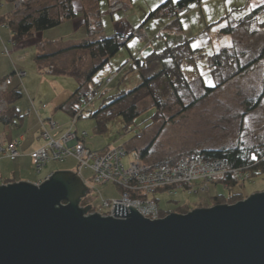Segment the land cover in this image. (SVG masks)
I'll return each instance as SVG.
<instances>
[{"label": "rangeland", "instance_id": "obj_1", "mask_svg": "<svg viewBox=\"0 0 264 264\" xmlns=\"http://www.w3.org/2000/svg\"><path fill=\"white\" fill-rule=\"evenodd\" d=\"M12 1L6 3V0H1L0 16L24 5L35 10L43 6H58L63 0H25L17 6L14 5L16 0ZM166 1L72 0L74 18L52 29L36 32L33 37L18 43L11 42L8 27L0 26V80L14 71H23L26 74L21 79L13 76L7 89L19 88L22 97L13 104V110L22 118H13V123L8 124L0 122L3 143L20 140L19 157L16 160L0 157V185L4 184V179H11L10 183H34L57 171L75 170L76 163L72 158L63 163L50 162L39 173L33 167L29 155L44 144L40 138L42 128L39 121L49 118L58 124L56 129L50 131L53 139L60 138L68 131L78 134L86 132L84 143L91 150L101 151L107 147L124 146L127 153L122 158V163L125 167L130 162L139 160L151 168H156L151 164L166 159L167 164H172L201 150L216 151L236 147L247 149L264 144V97L259 107L250 112L246 111V106L253 104L264 91V59L208 96L204 95L199 83L200 78L205 86L213 87L219 80L210 74L208 57L222 48L231 46L242 54V65L259 55L264 46V13L257 17L259 24L241 27L233 36L221 34L220 28L264 5V0H202L200 5L197 3L199 6L192 2L188 10L179 13L180 31L166 29L169 24L167 18L161 20L148 17L151 11ZM118 3L124 4L128 10L110 14L109 4ZM97 8L100 10L103 35L111 37L118 33L128 39L105 68L95 76L96 82L101 81L97 89L98 95L83 113V118L72 126L71 116L66 110L70 96L76 89V82L71 77L40 74L34 59L38 53L35 45L46 40L55 42L54 45L46 46V52H50L86 39L88 36L84 27L85 16L93 15ZM223 17H228L229 20L221 21ZM218 21L221 23H217ZM187 41L190 42L191 52L183 47L182 54L175 61L167 58L153 62L143 71L131 70L132 59L144 58L153 51L161 52L167 46L176 47ZM71 58L69 55L64 56L63 62L67 63ZM164 69L170 70L168 74L172 80L177 75L176 71L185 78L188 87L179 90L176 96L183 105L193 102L192 108L183 111L182 106L176 102L177 98L169 92L167 78L162 75L149 90L138 92L114 108L116 112L131 104H137L141 112L139 111L132 123H125L120 115H114L105 122L101 133L96 131V120L89 117V112L97 111L100 105L106 106L110 102L106 98L112 95L121 96L140 85L143 79ZM229 72L231 73L226 70V73ZM111 75L114 78L106 83ZM5 95L6 93L2 96L6 100ZM151 95H157L165 108L158 110L157 106L152 107ZM177 113L179 114L176 115ZM148 147V156L141 158L140 151ZM80 175L85 187L89 189V193L82 199L85 205L96 207L102 200L120 197V188L117 185H94L90 181L92 174L89 170H82ZM228 181L230 180L223 181V185H210L208 191L191 193L184 189H166L156 192L152 197L158 201L159 219L170 213L183 215L194 209L232 205L250 195L264 192L262 175L252 177L250 174L243 182ZM232 182L236 183L228 189ZM230 195L236 197L225 203L214 199L218 197L228 200ZM160 209L167 214L161 216Z\"/></svg>", "mask_w": 264, "mask_h": 264}, {"label": "water", "instance_id": "obj_2", "mask_svg": "<svg viewBox=\"0 0 264 264\" xmlns=\"http://www.w3.org/2000/svg\"><path fill=\"white\" fill-rule=\"evenodd\" d=\"M87 193L72 171L1 184L0 264H264V192L156 220L87 214Z\"/></svg>", "mask_w": 264, "mask_h": 264}, {"label": "trees", "instance_id": "obj_3", "mask_svg": "<svg viewBox=\"0 0 264 264\" xmlns=\"http://www.w3.org/2000/svg\"><path fill=\"white\" fill-rule=\"evenodd\" d=\"M72 0H63L58 6L55 4L53 6H43L39 9L33 10L30 6L24 5L19 9H13L11 12L0 16V26L8 27L11 32V42L18 43L39 31H45L52 29L60 24L75 17V12L72 7ZM98 1V0H97ZM202 0H177L176 2L172 0H167L165 3L161 4L154 11H151L148 15L149 18H167L169 24L166 29L180 31L181 22L180 15L177 9L183 7H189L190 3H201ZM13 2L12 0H6V3ZM1 4V0H0ZM110 5V4H109ZM264 13V5H260L253 9L249 14L244 17L234 21L232 20L230 24L226 27L220 28L221 34L234 35L235 32L241 27L250 26L254 23L259 24L256 20L258 15ZM228 19L223 17L221 21ZM218 21L217 23H221ZM215 23V24H217ZM261 25V24H260ZM259 25V26H260ZM84 27L87 33V38L79 41L75 44H69L61 49L57 50L55 47L54 51L46 52L45 48L48 45H54L55 42L52 41H42L36 43V48L38 53L34 57L36 62L37 71L42 75H52V76H66L71 77L76 82V89L70 96L69 104L67 105L66 112L72 116L80 102L84 97V93L90 89L95 88L96 90L100 87L101 81L98 83L95 81V76L98 72L105 68L109 61L120 51L124 46L125 42L120 43L121 39L124 37L121 34H114L111 37H105L103 35V24L100 18V10L97 8L93 15L85 16ZM128 37L126 38V40ZM190 42L187 41L182 45L176 47H165L161 52H151L144 58L132 59L131 70L143 71L148 68L153 62H160L163 59H172L175 61L180 53L181 49L187 47L188 52H191L189 48ZM71 56V60L67 63L63 62L64 56ZM240 53H238L233 47L222 48L219 51L213 53L208 57V67L210 69V74L213 78L219 80L213 87H207L203 84L199 78L200 88L204 91V95L208 96L214 91L225 85L228 81L233 78L243 74L250 68L255 66L257 63L264 59V46L261 49L259 55L252 59L247 64L242 65L240 63L241 58ZM62 61V62H61ZM162 70V69H161ZM226 70H230L231 73H226ZM170 70H158L152 76L142 80L141 84L129 92L121 94V96L116 97L115 95L106 98L110 101L106 106L100 105L99 109L93 113L89 112V117L96 120V131L101 133L104 129V124L114 115H120L125 123H132L133 119L137 117L140 109L137 104H131L125 109L114 111V108L124 102L127 98L136 95L142 90H149L151 85L162 75L167 78L170 88V94L176 97V102L182 106L183 111L189 110L193 107V102L188 105H183L178 95L179 90H184L188 87V83L182 74L178 71L177 75L173 76L172 80L169 76ZM14 74L11 73L9 76ZM8 77V76H7ZM1 81V80H0ZM104 94H101L103 96ZM22 97L21 92L18 87L7 90L5 98L8 106V110L5 114L0 115V122L3 124L13 123V118L21 119L22 116L17 115L14 112L13 104ZM264 97V91L254 100L253 104L246 106V111L250 112L253 109L259 107L262 99ZM152 107L157 106L158 110L165 108L162 101L157 98V95H151ZM62 109V107H60ZM86 112V110H85ZM88 112V111H87ZM141 112V111H140ZM181 113V112H180ZM177 113L176 115H178ZM159 115V114H158ZM83 118V113L78 117V120ZM124 147V146H123ZM125 148V147H124ZM149 148H145L140 151V157L145 158L148 156ZM126 150V149H125ZM127 153V151H126ZM191 154V153H190ZM193 155H200L206 158H219L224 159L231 168H243L247 169L252 177L257 175L264 176V144L261 147H252L247 149H242L239 147L233 149H220V150H201L199 152H193ZM188 155V154H186ZM184 158V157H183ZM168 160L153 163L151 166L160 167L167 164ZM11 179H4L3 183H10ZM236 182H232L231 186H234ZM236 195H230L229 199H214L217 201L227 202ZM231 203V202H230ZM85 206L83 200L80 201L79 206ZM161 210V209H160ZM91 210L87 213L89 214ZM167 214L164 210H161V216Z\"/></svg>", "mask_w": 264, "mask_h": 264}, {"label": "built area", "instance_id": "obj_4", "mask_svg": "<svg viewBox=\"0 0 264 264\" xmlns=\"http://www.w3.org/2000/svg\"><path fill=\"white\" fill-rule=\"evenodd\" d=\"M23 2L25 0H16L14 5L17 6ZM186 9L188 10L189 7L179 8L177 12L181 13ZM127 10L128 7L122 3L109 6L110 14ZM124 40L121 39L120 43H123ZM25 75L23 71H14L12 76L0 81V115L7 111V102L2 95L7 92L13 76L21 79ZM113 78L114 75L108 77L106 83H110ZM97 95L98 91L95 88H90L84 93L82 101L71 116L72 126L76 124L78 117L85 112ZM39 123L42 128L40 138L44 144L29 155L33 167L38 173L50 162L63 163L66 159L72 158L76 163V168L72 172L80 178V173L85 169L91 172L90 181L94 185L115 184L120 188L119 198L102 200L98 206H90L89 214L113 216L114 204H116L124 206L127 213L129 212L127 206H129L139 211L143 217L156 220L160 218V211L158 201L154 200L152 196L162 189H184L193 193L197 192V188L200 191H208L210 185L227 182V179L243 182L249 178L247 173L249 171H243V168H231L224 159L216 158L210 161L196 154L156 168H151L139 160L132 161L125 167L122 163V158L126 156L123 146H112L101 151H94L84 143L87 137L86 132L78 134L68 131L60 138L53 139L50 136V131L56 129L58 124L51 118L40 120ZM3 142L4 136H0V157L11 161L16 160L19 157L20 140H13L7 144ZM232 173L240 174L243 178L240 180L239 176H234ZM87 206L89 205L80 206V208Z\"/></svg>", "mask_w": 264, "mask_h": 264}, {"label": "bare ground", "instance_id": "obj_5", "mask_svg": "<svg viewBox=\"0 0 264 264\" xmlns=\"http://www.w3.org/2000/svg\"><path fill=\"white\" fill-rule=\"evenodd\" d=\"M205 159H208V160H212V159H216V158H206L205 157ZM234 168V167H233ZM236 169V168H235ZM249 175L251 174L250 172H247ZM234 176H239V178H240V180L243 178V176H241L240 174L239 175H236L235 173H232ZM229 176H231V175H229ZM220 184H222V183H220ZM234 184V183H233ZM223 185V184H222ZM243 185H244V183H243ZM225 186V185H224ZM164 189H162V190H160V191H163ZM166 190V189H165ZM196 191H200V189H196Z\"/></svg>", "mask_w": 264, "mask_h": 264}, {"label": "crops", "instance_id": "obj_6", "mask_svg": "<svg viewBox=\"0 0 264 264\" xmlns=\"http://www.w3.org/2000/svg\"><path fill=\"white\" fill-rule=\"evenodd\" d=\"M44 179H42V180H38V181H36V182H34V183H40V182H42Z\"/></svg>", "mask_w": 264, "mask_h": 264}]
</instances>
